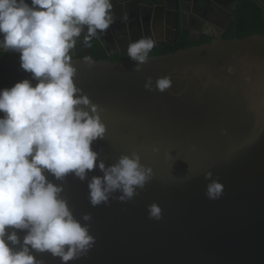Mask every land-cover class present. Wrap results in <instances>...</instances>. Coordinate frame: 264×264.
Returning a JSON list of instances; mask_svg holds the SVG:
<instances>
[{
  "label": "water",
  "instance_id": "1",
  "mask_svg": "<svg viewBox=\"0 0 264 264\" xmlns=\"http://www.w3.org/2000/svg\"><path fill=\"white\" fill-rule=\"evenodd\" d=\"M162 1L149 14L166 26L172 18L177 31V0ZM239 2L229 8L230 23ZM255 3L264 12V0ZM177 36L158 37L154 47L176 45ZM71 62L77 86L106 125L105 138L92 146L99 159L110 166L135 152L154 177L132 200L121 201L117 192L95 207L88 181L103 175L98 167L85 181L48 177L64 188L63 198L95 239L87 255L69 264H264V36L149 56L139 72L131 59ZM148 77L153 90L145 88ZM160 77L171 80L164 92L155 90ZM30 78L20 57L0 56V90ZM212 181L224 187L219 199L207 195ZM152 204L161 219L150 218ZM25 234L18 232L21 241ZM33 255L62 264L50 253Z\"/></svg>",
  "mask_w": 264,
  "mask_h": 264
},
{
  "label": "clouds",
  "instance_id": "2",
  "mask_svg": "<svg viewBox=\"0 0 264 264\" xmlns=\"http://www.w3.org/2000/svg\"><path fill=\"white\" fill-rule=\"evenodd\" d=\"M113 7L112 0H0V49L18 53L21 68L31 74L0 90V264H42L33 252L50 253L69 264L94 246L89 225L77 219L62 196L64 188L49 176L63 181L74 175L85 181L98 167L103 175L88 181L94 207L117 192L121 201L132 200L154 177L135 152L110 166L99 159L92 146L105 138L106 125L99 107L75 82L71 51L82 34L89 45L110 28ZM154 46L149 37L129 44L135 71H142ZM170 87L168 77L155 81V90ZM145 88L153 90L151 77ZM223 192L217 181L208 185L210 199ZM149 213L152 219L162 218L156 204ZM82 220L89 222L91 216ZM19 231L26 233L22 241Z\"/></svg>",
  "mask_w": 264,
  "mask_h": 264
},
{
  "label": "flooded vegetation",
  "instance_id": "3",
  "mask_svg": "<svg viewBox=\"0 0 264 264\" xmlns=\"http://www.w3.org/2000/svg\"><path fill=\"white\" fill-rule=\"evenodd\" d=\"M168 1L172 4L175 3L174 0ZM233 2L235 0H177L179 21L178 30L176 31L172 18L170 25L166 26V23L163 25L154 23L153 16L149 14V8L152 9L164 5L162 0H120V2L112 0L115 22L105 33L93 37L89 45L83 43L84 34H82L70 55L74 58H94V55L97 54L96 49L93 50L92 44L94 40L100 42L107 56L106 59H110L120 55L128 56L127 49L129 44L143 37L152 38L156 43L158 37H162L163 40L167 38L172 40V37L178 33L176 45H171V47L178 46L180 38H185L195 44L201 43L206 37L212 40L224 39L234 26L235 10L239 7L242 0L234 9L232 13L233 19L230 23L229 8ZM125 16L126 19H124ZM167 44L165 43L162 46ZM162 46H156L152 51Z\"/></svg>",
  "mask_w": 264,
  "mask_h": 264
},
{
  "label": "trees",
  "instance_id": "4",
  "mask_svg": "<svg viewBox=\"0 0 264 264\" xmlns=\"http://www.w3.org/2000/svg\"><path fill=\"white\" fill-rule=\"evenodd\" d=\"M235 23L229 34H227L224 39H243L254 35L264 36V17L263 12L260 7L254 2V0H242L239 7L235 10L234 14ZM213 41L211 38L206 37L201 43L195 44L191 43L185 38H180L179 45L176 47H171V45H165L157 48L155 51H151L149 56H158L174 53L178 50L190 48L193 46H199ZM93 50L96 49L94 59L101 60L106 59L107 56L105 51L98 40L93 42ZM0 56H17L20 57L18 53H3L0 52ZM130 59L129 56H118L116 58H110L111 61H122Z\"/></svg>",
  "mask_w": 264,
  "mask_h": 264
}]
</instances>
